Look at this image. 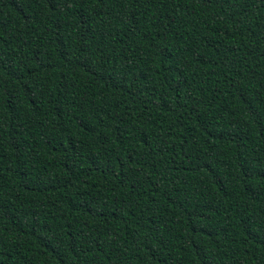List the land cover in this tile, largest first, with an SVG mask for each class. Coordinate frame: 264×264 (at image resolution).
<instances>
[{
  "label": "trees",
  "instance_id": "obj_1",
  "mask_svg": "<svg viewBox=\"0 0 264 264\" xmlns=\"http://www.w3.org/2000/svg\"><path fill=\"white\" fill-rule=\"evenodd\" d=\"M0 264H264V0H0Z\"/></svg>",
  "mask_w": 264,
  "mask_h": 264
}]
</instances>
